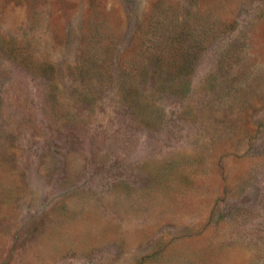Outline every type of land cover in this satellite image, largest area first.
<instances>
[{
  "label": "rangeland",
  "instance_id": "rangeland-1",
  "mask_svg": "<svg viewBox=\"0 0 264 264\" xmlns=\"http://www.w3.org/2000/svg\"><path fill=\"white\" fill-rule=\"evenodd\" d=\"M66 1H0V264H264V0Z\"/></svg>",
  "mask_w": 264,
  "mask_h": 264
},
{
  "label": "trees",
  "instance_id": "trees-1",
  "mask_svg": "<svg viewBox=\"0 0 264 264\" xmlns=\"http://www.w3.org/2000/svg\"><path fill=\"white\" fill-rule=\"evenodd\" d=\"M6 4L11 2L15 5H21L26 8L29 13H36L45 0H0ZM66 5V0H57ZM182 0H179L181 2ZM197 0H190L195 3ZM212 3L207 2L205 6L200 7L198 3L195 6L191 5L189 12L192 18L196 21L195 30H225L227 28V20L224 19L219 12L224 11L226 2L229 0H211ZM235 1V0H234ZM179 2L172 3L171 0H158L152 7L150 15L146 18L143 29L146 30L147 35H151L154 30L155 34H159L160 30L173 29L175 24L180 21V7ZM185 11V9L183 10ZM180 15V16H179ZM92 26V25H91Z\"/></svg>",
  "mask_w": 264,
  "mask_h": 264
}]
</instances>
